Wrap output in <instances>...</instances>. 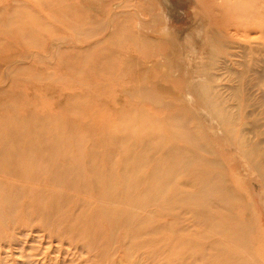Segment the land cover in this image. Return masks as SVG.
Wrapping results in <instances>:
<instances>
[{
	"label": "rangeland",
	"instance_id": "obj_1",
	"mask_svg": "<svg viewBox=\"0 0 264 264\" xmlns=\"http://www.w3.org/2000/svg\"><path fill=\"white\" fill-rule=\"evenodd\" d=\"M208 49L264 97V0H0V264H264V102L196 138L146 91Z\"/></svg>",
	"mask_w": 264,
	"mask_h": 264
},
{
	"label": "bare ground",
	"instance_id": "obj_2",
	"mask_svg": "<svg viewBox=\"0 0 264 264\" xmlns=\"http://www.w3.org/2000/svg\"><path fill=\"white\" fill-rule=\"evenodd\" d=\"M212 34L221 35L219 31H214L212 32ZM176 37L179 40L181 38H185L187 39L186 40L187 42H190L192 39H194V34L190 33L189 31H183V32H179V35ZM200 42L202 43V41H199V43ZM196 44H198L197 41ZM196 44L194 43V41H192L189 43V46L195 45L194 49H196ZM232 56L236 57L239 56V54L236 53L233 54ZM216 57H217V53L212 49H208V51L205 52L203 56H200L201 59L208 61V64L206 63L203 64L202 62H199L197 64V71L195 72V74L192 75L190 80L185 76L182 79H178L182 83H184L185 87H187V91L190 94V96H193L195 98L194 102H191L190 99L187 96H184L182 92L174 91L171 86L163 84L162 81L160 80L154 81L152 87L151 88L147 87L146 91H148L150 94L154 92V94L156 95L168 94L171 95L172 98H175L176 100L174 101V104L172 105L164 104V106L167 107L168 109L174 110L175 114H173L174 117L173 119L174 120L178 119L179 122H182L184 125L183 128L187 126L188 122L193 123L192 126L193 125L194 126L192 127V131L194 133L193 135L196 138L198 136L195 134V128L197 129L201 128L200 126L201 117H199L197 114V108L193 107V105L191 104L196 105L198 102L201 103L206 108L208 113L216 120V124H218V127L220 129L223 126H229V125L236 127L238 126L241 135L244 137L245 126L250 122L253 111L252 113L246 112L243 114L241 108H247L250 106L254 107V105L258 106V103L264 102V97L263 96L258 97L253 92L254 83L249 80L250 77L248 78L250 69L249 71H242L241 69L244 68V66H246L243 62H239L238 67L232 66L231 63H225L224 67H220L217 64L215 65L213 64L216 61ZM140 72L141 71H139L138 74H140ZM170 77L172 78V76L168 73H165L163 75V78L168 79ZM241 89L244 92L243 94V96L245 97L244 99H242ZM176 103H178L179 106H176ZM184 112L190 113L191 117L189 120H186L184 118V114H183ZM241 123L242 125L240 126ZM211 129L213 133L216 135L217 133L215 128L211 127ZM257 132H258V136L256 138L252 139L251 141L244 142V145L249 144L248 149H246L244 152L248 156H250L253 152L254 153L257 152L256 155L261 156V162L259 166L255 164V168H257L258 171L259 170L261 171L262 168L264 171V150L261 151L258 149V148H264V139H262L264 135L263 133H261L263 132V129H261L258 123H255L254 125L255 135L257 134ZM229 138L231 140H234V138L231 135L229 136ZM251 142H253L254 146H252L253 144H251ZM237 143L239 142L237 141ZM206 146H208L207 143L205 144L199 143L197 148L202 151H209V149H207ZM207 155H205V157L208 165L220 169V162L218 158L216 156L208 157ZM251 235L252 234L249 233L248 238L251 241H253ZM246 253L251 254L252 253L251 249H247ZM183 261L184 260L181 259L180 264H182ZM118 264H122V263L120 262ZM172 264H176V263H172ZM231 264H235V263H231ZM239 264L242 263L240 262Z\"/></svg>",
	"mask_w": 264,
	"mask_h": 264
},
{
	"label": "water",
	"instance_id": "obj_3",
	"mask_svg": "<svg viewBox=\"0 0 264 264\" xmlns=\"http://www.w3.org/2000/svg\"><path fill=\"white\" fill-rule=\"evenodd\" d=\"M182 25H183V23H179V24H177V29H180L181 27H182Z\"/></svg>",
	"mask_w": 264,
	"mask_h": 264
}]
</instances>
